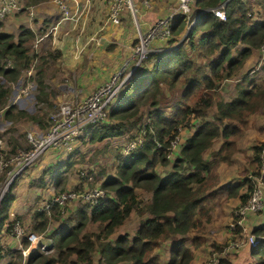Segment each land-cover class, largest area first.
<instances>
[{
  "label": "trees",
  "instance_id": "16d2710c",
  "mask_svg": "<svg viewBox=\"0 0 264 264\" xmlns=\"http://www.w3.org/2000/svg\"><path fill=\"white\" fill-rule=\"evenodd\" d=\"M45 1L23 0L22 10ZM219 1L195 0L198 8L193 15L198 16L180 44L173 37L184 30L186 17L176 16L171 24L172 38L167 41L169 49L165 54H147L142 62L144 65L137 68L110 106V121L90 129L88 141L92 143L127 133L131 135L135 127L141 126L146 135L143 145L128 155H123L121 149L116 153L114 173L100 184L106 192L105 197L94 204L85 202L76 206L68 201L64 204L52 202L49 213L39 209L32 214L30 229L33 232L43 233L51 222H58L57 227L45 235L52 239L56 253L46 255L36 249L26 258L25 264H92L95 254L99 264H158L155 251L166 243V264L190 263L193 252L186 245L187 240L194 247L198 246L204 229L199 213L204 212L220 187L213 169L220 162L229 164L227 150L244 134L236 123L245 125L250 113L264 108L261 84L245 88L238 85L230 100H224L219 93L222 81L238 75L253 49L264 41V0H228L224 20L210 11ZM34 36L25 26L19 28L15 39L12 34L0 35V110L7 106L10 93L6 82L14 83L21 71L30 66L28 43ZM8 57L13 61L11 67L5 64ZM148 64L151 65L148 72L140 73ZM37 75L40 76L36 101L38 104L46 102L50 107L52 103L47 101L41 70ZM161 85L176 93L170 113L158 107L159 95L163 94ZM144 105L149 108L144 121L138 124ZM13 109V106L7 108L6 118L42 123L40 115ZM185 130L189 132L186 136ZM176 136L180 138L173 154L168 155L170 142ZM216 141L220 142L217 148ZM262 148L264 143L253 146V162L258 163L257 153ZM65 168L64 165L49 168L32 180V185L44 187L50 181L56 194L63 192L62 183L64 185L67 180L62 177ZM162 170H165L163 175ZM21 174L15 177L16 181ZM15 180L0 199V235L4 228L11 232L14 223L8 222V211L15 199ZM82 183H77L74 190L77 191ZM244 184H247V191L240 196L241 202L249 196L253 182L246 178ZM92 186L93 182L88 184ZM138 188L151 193L149 202L139 201ZM134 210L145 215L139 227L132 236L118 234ZM252 232L260 237L259 244L251 249L257 257L255 264H264V224ZM21 244H27L25 237ZM4 259L5 264H22L21 249L12 250L0 244V261ZM219 264L231 262L226 256Z\"/></svg>",
  "mask_w": 264,
  "mask_h": 264
},
{
  "label": "crops",
  "instance_id": "0c3cea01",
  "mask_svg": "<svg viewBox=\"0 0 264 264\" xmlns=\"http://www.w3.org/2000/svg\"><path fill=\"white\" fill-rule=\"evenodd\" d=\"M134 1L138 6L136 19L138 20L139 27L142 31H145L158 18L169 14L174 5V0H150L148 6L143 4L142 0ZM64 3L67 5L71 17L60 23L58 22L62 12L59 8L57 0H47L36 5L28 6V10H23L26 19L29 21L25 27L30 29L34 35H36V40L40 38L38 42L36 40L35 42L39 44L38 47L42 45V81L45 85V93H47L48 96L47 101L51 102L52 104H57L62 99L68 97L77 96L79 98H84L96 86L106 81L123 65L125 61H127V59H130L132 54V46L136 40L137 34V28L134 24V19L128 11L122 12L119 24H113L107 21V0H65ZM39 23L41 25L39 28H37ZM49 24L51 25L48 27L47 25ZM23 25L24 24L20 25L19 28ZM0 26H3V24ZM54 26L55 28L51 30V28ZM18 32L19 30L16 32V34ZM184 32L185 29L173 38H184L187 33ZM152 44V52L165 54V52L169 49L167 42L161 40H155ZM259 56V49H253L251 55L248 57V59H246L243 68L240 70V72H243L244 69L251 67L247 74H243L241 79H236V77H240L238 75L233 77L236 81L226 79L222 82L221 86L224 84L226 85L225 87L230 85V87H232L231 93L227 94L225 97H223L224 92L220 89L222 98L224 100H230L231 97L236 94L238 85L242 87H250L254 84L263 83L264 64L259 63ZM150 66L151 65L148 64V68H143L142 72L140 73H147L148 69H150ZM230 82L233 84H230ZM30 84L33 85L32 82ZM22 88H24L22 80L18 79L16 86L11 91V96L9 97V100L12 99L14 101L10 104L13 106L16 105L17 107L16 110L13 111L20 110L27 112L29 115L35 114L37 111L36 105L38 106L36 101L37 93L34 91L36 88V83L35 86H32V90L30 91V88H28L25 92H21ZM43 103L44 102H42V104ZM7 108L8 106L2 108V112L0 110V131L4 129L5 124H12L14 121L16 122L14 125L17 126L18 122L20 121V119H4L3 114L6 113ZM43 112L48 113V111L44 110ZM253 114V116L249 118L248 124L241 126L236 123V125H238L243 130V136L245 138H243L239 143L238 148L239 150L244 149L246 151V155L243 156L241 160H239L236 156L233 157L234 159L232 166L226 162L218 163V167L221 168L217 186L220 187L217 189L214 197L208 201V204L212 205V207H209V220H207L206 223L208 224L211 221L212 222L209 224L207 234H200V239L202 241L200 245L194 247V244L190 242V240H187L186 245L193 252V258L189 264H202L206 259L208 252H210L209 250L214 242H218L222 236L223 238L227 237V239L230 237V232L228 230L226 231V227H228L227 223H225L226 220L223 222L219 220L224 219L225 215L229 217V209H232L234 205L236 206L241 203L240 196L247 191V184H244V182L246 178L251 180V177L254 175L253 173L256 170L255 167H257V162L255 163L252 161L254 151L253 146L257 145L258 142L264 143V134H256L255 141L257 142L252 143L250 141V145H247V140L249 139L248 135L252 132V119L258 114H260L262 121L261 127L258 129L264 133V127H262V124L264 125V109L261 108L259 111H256ZM42 124H45V122H42ZM21 126H25V124H22ZM188 134L189 132H187V135ZM75 142L76 140L73 143L72 149L76 145ZM10 146H15L14 148L17 147L16 141H14L13 138H10ZM214 146L216 148L219 147L220 142L216 141ZM63 152L70 153L71 151L63 149H50L44 152V155L41 157V159L37 160L32 166L30 174L28 176L26 174H22L20 176L18 182L13 188L15 199L11 203L8 211V222L13 223L15 221L19 222L20 220L23 233L20 235L15 234V232L12 230L13 224H11V232H6L4 228L0 235V244L2 246L12 250L27 249V253H29V250L34 247V244L29 243L26 235L30 232H33L30 229L32 222L31 217L37 209H35V211L29 212L27 215L28 218L25 220H23L22 217L18 218V216L22 214H17V211H23L28 207L27 198L24 197V194L32 189V187H30V185H32V180H35L39 175L42 176L44 171H47L50 168L48 166L46 169L38 171L39 169H42V160H45V163H47L49 155L55 156L56 153L61 154ZM62 163L63 162L60 159L58 167H60ZM237 164L239 168L234 171V174L241 176L239 179L232 180V177H230L229 174L232 169H236ZM28 171L29 170H27L25 173ZM164 172L165 170H163L161 174L163 175ZM27 179H31L28 183L29 187H24L27 182L22 188L19 187V185H21L22 182ZM46 186L39 187L36 190L41 191V189L46 188ZM53 188L54 189L51 190V193H56L54 185ZM51 196L49 197L51 198ZM211 208L212 211L210 214ZM248 217L246 223V226L248 227L247 230L252 232L254 228L264 224V206L260 211L250 214ZM57 224L58 222H51L47 230L43 233L46 235L47 231L49 232L53 230L55 227H57ZM217 227H220L221 229L219 232H216L215 230ZM43 233H38L41 235V241L51 242L53 246L52 239L49 236H43ZM212 233L215 234L212 235ZM215 235H217V237ZM23 237H25L27 240V244L25 246L21 244ZM257 237L260 238L259 236ZM252 248L253 247H251L249 244H243L237 248L231 249L227 254L231 264H255L257 262V257L256 255L252 254ZM21 255L23 257L22 264H25L26 258L28 256L25 257L26 255H23L22 253ZM167 260L168 256L166 257V262ZM121 264L128 263L125 262Z\"/></svg>",
  "mask_w": 264,
  "mask_h": 264
},
{
  "label": "built area",
  "instance_id": "2783aa9c",
  "mask_svg": "<svg viewBox=\"0 0 264 264\" xmlns=\"http://www.w3.org/2000/svg\"><path fill=\"white\" fill-rule=\"evenodd\" d=\"M65 0H57L61 10L59 22H62L71 17ZM150 0H142L143 4L149 5ZM175 5L166 16L160 17L155 20L145 31L139 27V22L136 19L138 13V6L133 0H107L108 12L107 21L113 24H119L121 14L123 11H128L134 19V24L137 28L136 42L132 46V54L129 60L124 62L120 70L113 73L106 81L96 86L84 98L68 97L59 101L57 104H52L48 111L47 116H50V122L45 129L30 130L26 133V140L28 142L27 148L17 147L14 153H8L2 150L3 141L0 139V171L7 170V176H12L14 179L18 174L27 170L29 166L44 152L50 149H63L70 151L75 140L89 135L90 129L108 119L110 106L122 91L123 86L127 83L128 79L135 73L137 68L141 66L149 52H152L153 42L161 40L164 42L172 38L171 24L172 20L182 14L189 19L190 6L195 0H174ZM228 0L222 1L218 6L210 8L213 15L217 18L225 19V6ZM245 1V0H241ZM23 6V5H22ZM20 0H0V21L7 15L14 12H19L22 9ZM28 10V7L25 8ZM197 18V17H196ZM195 18V19H196ZM194 20L190 21L193 25ZM186 20V22H187ZM55 28L52 27L51 30ZM40 40L37 39L38 42ZM259 63L264 64V41L259 45ZM5 64L7 67L13 65L10 57L6 59ZM31 74L29 69L27 72ZM32 85L28 84L21 89L25 92ZM40 110V109H39ZM146 135V130L143 126L137 129V133L133 138H129L124 146H121L123 155H128L129 152L137 147L143 145V139ZM178 136L171 140V150L168 155L173 154ZM160 146V143L157 142ZM258 158V173L255 174L251 180L253 182L252 190L247 199L238 204L234 210V220L230 223L229 227L233 229L237 227L235 233H241V227L245 219L253 213L260 211L264 206V148L257 153ZM9 167V168H8ZM67 194L61 193L51 198L44 210L49 213V206L52 202L64 204L67 199L74 196L82 202L94 204L98 199L105 197L106 192L101 187H93L85 189L84 191L70 190ZM2 197V196H1ZM0 197V199H1ZM80 200V201H81ZM13 232L20 235L23 233L18 221H15L12 226ZM27 240L39 248L43 253H51L54 249L51 242L41 241V235L35 232H30L26 235ZM258 237L250 231H245L243 238L239 241H231L227 246L223 247L219 252H212L205 264H219L221 258L225 257L231 249L237 248L243 244H249L251 247L258 245ZM23 255H26L27 249L21 250Z\"/></svg>",
  "mask_w": 264,
  "mask_h": 264
},
{
  "label": "rangeland",
  "instance_id": "374dc122",
  "mask_svg": "<svg viewBox=\"0 0 264 264\" xmlns=\"http://www.w3.org/2000/svg\"><path fill=\"white\" fill-rule=\"evenodd\" d=\"M222 1H225V0H220L218 2V5ZM66 4H67V2H66ZM20 5L21 6L23 5V0H20ZM174 5H175V1H174ZM174 5H173V7H174ZM22 8H23V6H22ZM197 8L198 7H197L195 2L190 6V16H189L188 20L186 19L187 23H186V25L184 27L185 32H188V29L192 26L190 24V21L194 20L198 16V15H196V16L193 15V14H196ZM20 21L22 22V24H24L23 26H26L28 24V22H29L28 19H26L25 13L22 11V9L19 12H14L12 14L7 15L4 19H2L3 26H0V35H2V34H12L13 33L12 35H13V38L15 39L16 32L19 30V26L22 25ZM32 22H34V21H32ZM40 25L41 24L39 23V25H37L38 26L37 28H39ZM50 25L51 24H49L47 26L49 27ZM182 39H183V37L181 39H180V37L177 38V42L178 41L181 42ZM35 40H36V35L28 43V48H29L28 49V55L31 57L30 66L28 68H26V69H23L21 71L20 77L18 78V79L22 80V84H23L24 87H26L31 82L33 83L32 86H35V83H36V86H37V78H38V76H40V75H37V72L39 70H41V72H42V47H41L42 45L40 47H38L39 44H37L35 42ZM257 62H258V59H257ZM143 63H142V65H144ZM121 67L118 70H120ZM29 69L31 70V74L30 75L27 73ZM250 69H251V67H249L247 69H244L243 72H240L238 74V76H240V77H236V79H241V76L243 74H247V72ZM118 70H116L115 72H117ZM233 80H235V79L232 78L231 81H233ZM17 81H15L14 83H11V82L7 83L6 82V86L10 90L9 97L11 96V91L15 88ZM223 81H225V80H223ZM230 84H233V83L230 82ZM263 84H264V78H263V83L261 84V86L264 87ZM32 86L30 87L29 91L32 90ZM225 86L226 85H224V84L221 86V90L224 92L223 97H225L227 94H230L231 91H232V87H230L231 85L230 86L227 85L228 87H225ZM160 87L163 90V94L159 95V101L160 102L158 104V107L162 108L166 113H170L171 108H172V103L176 99L175 98V94L176 93H172L170 90L165 89L163 85H161ZM34 91L36 93L38 92L37 91V87L34 89ZM219 93H220V91H219ZM9 97H8V101H7V106L8 107L9 106H13L10 103L14 102L12 99L9 100ZM44 103H46V102H44ZM44 103L42 104V102H41V103L38 104V106L36 105L37 111H36L35 114H32L34 116L35 115L36 116L37 115L41 116V121L45 122V124H43V126H42V123L38 124V123H35V122L33 123V121H26V120H20L18 122L17 126L14 125L16 123L14 121H13L12 124H5L4 125V129L2 131H0V139L3 141V146H2V150L3 151H7L10 154V153H14V151L16 150L17 147H23V149L27 148V146H28V142L26 140L27 131L36 130V129L37 130H41V129H45L46 128V126L50 122V116L49 115L47 116L43 112V110L49 109L48 106H47V103L46 104H44ZM42 106H43V109H42ZM145 106L146 105H144L143 106L144 108L141 109L142 110V112H141L142 115H141V120L138 121V124L142 123L144 121L145 116H146V111L148 110L149 107H145ZM13 107H14L13 110H16V108H17L16 105L13 106ZM169 107H171V108L169 109ZM39 108H40V110H39ZM257 111H259V109ZM1 112H2V110H1ZM255 112L256 111L250 113L247 116L246 124H248L249 118L252 117L254 115L253 113H255ZM42 116H43V120H42ZM3 117H4V119H7L6 116H5V113L3 114ZM108 121H110V120L107 119L106 122H108ZM252 121H253L252 127H251L252 132H251V134L248 135L249 139L247 140V145H250V141L252 143H256L257 142V141H255V135L256 134H259V135H263L264 134L263 131H259V129H258L259 127H261V123H262L260 114H258L257 116H254ZM22 124H25V126H21ZM262 127H264L263 124H262ZM136 129H137V127H135V129H133V131L131 132L132 133L131 135L129 133H127V134L124 135L123 138H122V136H120V137H117V138H110L109 140L108 139H104V140L97 141V142H94V143L88 141L90 134L87 135V136H84L82 138H79V139L76 140V142H75L76 145L73 147V149L70 150L71 151L70 153L63 152L61 154H57L56 153L55 156H50L49 155L47 163H45V160H42V169H39L38 171H42V170L46 169L48 166L50 168L58 167V165L60 163V159H61L62 162H63L61 164V166L64 165L66 167L65 168V172H64L62 177H66L67 180L64 183V185L62 183V186H63L65 192L63 191V192H60L58 194H61V193L67 194L68 192H71L70 190H74L75 186L80 181H83V183H82V186L77 191H84L85 189H91L93 187L100 188V184L103 181V179L106 176H110L111 174L114 173V163H115L116 153L117 152L120 153L121 146H124L129 138H133L136 135V133H137ZM186 135H187V133H186V130H185L184 136H186ZM178 137L180 138V136H178ZM10 138H13V140L16 141V146H17L16 148H14L15 146H10ZM243 138H244V136L239 138L234 143V145L233 146L232 145L229 146L230 148L227 150L228 156L230 157V162H229L230 166L233 165L232 164L233 159H234L233 157L236 156L239 160H241L242 157L246 155V151L244 149L239 150V148H238L239 143L242 141ZM143 142H144V139H143ZM260 143L261 142H258L257 144H260ZM43 155H44V153L41 154V156H39L31 164V166L28 167L27 170H29V171L27 173H25L27 171V170H25V171L22 172V174L23 175L26 174L28 176L30 174V171L32 170V166L36 163L37 160H40ZM250 161H251V159H250ZM220 168L221 167H218V165H217L213 169V173H214V175L217 176L218 182H219V178L218 177H219V173H220ZM238 168H239V166L237 164L236 165V169H232V171H230L229 176L232 177V180L240 178L241 175L234 174L235 173L234 171H236ZM255 168H256V170H255L256 173H254V175L258 173V167H255ZM6 171L7 170H5V169H2L0 171V197L5 192H7L9 190V187L12 185L11 183L15 180V178L11 180L12 176H7ZM99 172H102V173H99ZM89 174H96V176L92 177V176H89ZM87 176H88V178L86 179ZM18 180L17 181L15 180L16 183L18 182ZM30 180L27 179V180L23 181L22 184L19 185V187L22 188L24 186V184L27 182V184L24 187L28 188L29 187L28 183H29ZM91 182H93V186L92 187H88V184L91 183ZM30 187H32V189L30 191H27L24 194V197L27 198L28 207L25 210H23V211H17V214H22V215L18 216V218L22 217L23 220L28 218L27 215L29 214V212L35 211V209H37V210L38 209H44L45 206L48 204L49 200L51 198H53L54 196L58 195L55 192L51 193V190L54 189L53 188V184H51V182L48 183L46 188H42V189L40 188L41 191L36 190L39 187L32 186V185H30ZM137 193H138V199H139L140 202H142V204L143 203L145 204V203L149 202L150 197H151V194H150L149 191H146V190H143L141 188H138L137 189ZM49 196H51V198ZM80 200H78L76 196L67 199L69 204L73 205V206H76L78 204L82 205L83 203H85V202H82L83 200H81V201ZM210 206L212 207V205L208 204V206H206V209L204 210V212L203 213H199L200 220L204 221V229L202 227L203 230H202V232L200 234H204V233L207 234V230H208L209 224L212 222L211 221L208 224L206 223V221L209 220V207ZM236 206L234 205L232 207V209L231 208L229 209V212H230L229 217L227 215H225L224 219H220L219 220L221 222L226 220L225 223H227V226H228V227H226V231L228 230L230 232V237L227 239V237L223 238V236H222L219 239L218 242H214L212 247L210 248V250L208 249L210 252L207 251L208 252L207 257L203 261L202 264H205V262L208 260V258L210 257V254L212 252H219V251H221V249H223V247L227 246L231 241H239L240 239L243 238L244 232L248 229V227L246 226V223H247V220H248L249 217L245 219V222L243 223V225L241 227L242 231H241L240 234L235 233V230L237 229V227H234L233 229H231L229 227L230 223L234 220L233 210H234V208ZM65 207L68 208L67 205H65ZM211 211H212V208L210 209V214H211ZM144 217H145V215H140L139 213L136 212V210H134L132 213H130L129 217L126 219L125 224L118 230V234L127 233L130 236H132L133 233L135 232V230L139 227V224H140L141 220L144 219ZM18 223L21 226L20 220H19ZM21 228H22V226H21ZM215 230H216V232H219L221 229H220V227H217V228H215ZM35 233H38V232H35ZM215 233H212V235H214ZM43 236H45L44 233H43ZM215 236L217 237V235H215ZM201 243H202V241L200 239L198 245H200ZM215 248H219V249L216 250ZM36 249H39V248L35 247V245H34V247L31 250H29V253L32 252V251H35ZM39 251L42 252L40 249H39ZM29 253H27L25 257H27ZM55 253H56V251L53 250L51 253L48 252V253H44V254L51 255V254H55ZM155 253H156V251H155ZM156 256H157V263L158 264H166V257L168 256V243L162 245L161 248H159L157 250ZM4 260L6 262V259H4ZM4 260L0 261V264H5ZM22 261H23V257H22ZM25 263H26V261H25ZM32 264H37V263H32ZM92 264H99V259H98V255L97 254L94 255Z\"/></svg>",
  "mask_w": 264,
  "mask_h": 264
},
{
  "label": "clouds",
  "instance_id": "9594fccd",
  "mask_svg": "<svg viewBox=\"0 0 264 264\" xmlns=\"http://www.w3.org/2000/svg\"><path fill=\"white\" fill-rule=\"evenodd\" d=\"M22 11H23V10H22ZM186 23H187V22H186ZM190 29H191V27L188 29V31H189ZM186 34H187V33H186ZM185 36H186V35H185ZM185 36H184V37H185ZM179 43H180V42H179ZM179 43H178V44H179ZM6 67H7V66H6Z\"/></svg>",
  "mask_w": 264,
  "mask_h": 264
},
{
  "label": "water",
  "instance_id": "95a60500",
  "mask_svg": "<svg viewBox=\"0 0 264 264\" xmlns=\"http://www.w3.org/2000/svg\"><path fill=\"white\" fill-rule=\"evenodd\" d=\"M188 32H189V31H188ZM188 32H187V33H188ZM186 35H187V34H186ZM180 43H181V42H180ZM180 43H179V44H180ZM258 240L260 241V238H258ZM259 241H258V242H259ZM258 244H259V243H258Z\"/></svg>",
  "mask_w": 264,
  "mask_h": 264
}]
</instances>
